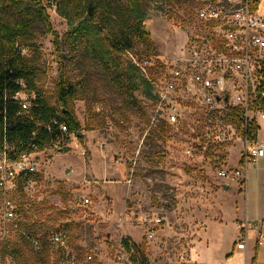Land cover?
Returning <instances> with one entry per match:
<instances>
[{
  "label": "rangeland",
  "instance_id": "1",
  "mask_svg": "<svg viewBox=\"0 0 264 264\" xmlns=\"http://www.w3.org/2000/svg\"><path fill=\"white\" fill-rule=\"evenodd\" d=\"M40 2L60 45L48 26L37 21L31 34L20 39L23 54L51 106L60 107V78L76 85L70 108L83 134L81 139L69 138L64 146L48 144L39 153L32 194L16 196L22 224L21 229L8 226L2 245L6 257L20 264H61L58 245L50 240L53 232H60L81 257L98 250L101 264L110 263L121 239L127 242L126 264H137L133 259L139 252L144 256L140 264H195L192 255L217 262L233 241L237 244V227L245 221V211L264 214V157L249 166L246 178L218 177L221 168L245 173L243 146L237 137L217 140L220 130L231 131L237 125L211 119L196 100L200 91L194 82L179 91L177 99L185 114L178 122L171 124L163 112H156L158 91L169 70L165 62L197 44L196 37L208 36V28L211 31L200 14L202 0L148 1L144 25L150 38L136 40L132 50L116 55L118 76L88 55L70 51L65 38L72 23L62 13L63 0ZM12 12L0 0V17L8 20ZM147 55L155 57V65L139 71L135 59ZM258 127V139L264 144V119ZM187 145L198 147L202 157L185 156ZM93 185L99 192L91 190ZM86 196L91 203L84 206ZM157 214L162 222L150 238L148 220ZM235 216L242 221L236 223ZM204 217L213 220L207 227ZM254 224L249 223L248 233ZM205 227L208 244L200 241ZM21 231L37 237L43 249L37 251L31 242L21 241ZM16 248L20 253L13 251Z\"/></svg>",
  "mask_w": 264,
  "mask_h": 264
},
{
  "label": "built area",
  "instance_id": "2",
  "mask_svg": "<svg viewBox=\"0 0 264 264\" xmlns=\"http://www.w3.org/2000/svg\"><path fill=\"white\" fill-rule=\"evenodd\" d=\"M202 2L204 6L200 14L211 25V31L208 28V36L196 37L197 40L194 41L197 44H191L192 46L183 49L178 56L165 62L169 70L162 88L158 91L156 112H163L171 124L178 122L185 113L177 98L180 96L179 91L184 90V85L189 82L198 85L200 92L196 93V100L202 103L207 112L238 111L241 122L237 124V128L231 131L220 130L216 135L220 142L237 137L243 146L245 173L241 169L229 171L221 168L217 171L218 177L232 181L241 176L246 178L249 166L256 165L264 157V144L258 139V129L256 132L251 129L254 123L258 127L259 120L264 119V16L259 12V0ZM155 62L153 55L135 59V64L141 71L154 66ZM14 98L20 100L23 107L28 109L35 94L21 91ZM47 127L48 130H58L54 144L64 146L69 138L75 136L58 119H54ZM42 150L34 145L32 150L17 151L6 141L0 145V264H20L6 257L2 245L9 232L8 226L16 228L20 221L17 194H32L36 183L34 176L39 172L38 155ZM184 154L188 158L202 157L200 149L194 145H187ZM89 203V197L82 199L84 206ZM148 222L151 224L148 236L152 238L153 230L162 222V218L157 214ZM249 223L246 218L239 224L237 246L241 249L247 243ZM254 223L255 228L260 229V224ZM27 237L37 251L43 249L38 238ZM50 240L58 245L61 264H101L102 258L98 250H91L81 257L60 232H53ZM129 260L127 248L121 239L116 243L109 264H126ZM133 261L140 263L141 254L137 253Z\"/></svg>",
  "mask_w": 264,
  "mask_h": 264
},
{
  "label": "trees",
  "instance_id": "3",
  "mask_svg": "<svg viewBox=\"0 0 264 264\" xmlns=\"http://www.w3.org/2000/svg\"><path fill=\"white\" fill-rule=\"evenodd\" d=\"M2 1L4 5H10L13 12L8 20L0 17V145L6 141L17 151L32 150L34 145L42 150L57 140V128L48 130L47 127L54 119L60 120L67 126L69 133H74L81 139L82 136L78 134L82 131L81 123L70 108L77 93L76 85L66 78H60L57 83L60 107L57 109L51 106L38 89L36 70L23 54L24 46L20 44V39L28 37L34 23L40 21L54 33L57 37L56 44L60 45L58 33L51 28L45 7L40 0ZM63 1L62 13L67 18L71 17L72 23L65 38L70 51L88 55L111 74L120 75L117 54L132 50L136 40L147 41L150 38L144 22L147 18V2L151 0ZM25 3L29 5L26 6ZM61 66L64 68L63 60ZM146 83L153 89L149 80ZM21 91L35 94L28 109L23 107L20 100L14 98ZM238 115L236 110L208 112L211 119L226 120L236 125L241 122ZM251 129L256 132L259 127L254 123ZM21 224L19 221V229ZM19 236L21 241L24 238L29 242L27 236L34 237L23 231ZM13 251L20 253L17 248ZM143 259L141 254V262ZM255 261L256 256L252 264Z\"/></svg>",
  "mask_w": 264,
  "mask_h": 264
},
{
  "label": "crops",
  "instance_id": "4",
  "mask_svg": "<svg viewBox=\"0 0 264 264\" xmlns=\"http://www.w3.org/2000/svg\"><path fill=\"white\" fill-rule=\"evenodd\" d=\"M259 12L261 15L264 16V0H259ZM92 187H94L93 191H97L96 189L97 187L93 185L91 186V190ZM244 218H247L250 222H258L260 224V230L256 229L255 231V228L253 226H250L252 232L250 231L248 233L247 230V243L245 248L243 249L239 248L235 240L232 242L233 243L232 246L228 248V251L217 262L213 264H252L253 258L255 256H256V261L254 264H264V236L263 238L260 239L261 235H264V214L253 213L250 210H246ZM233 220L237 223L236 220L242 221V217L240 218L235 216ZM203 221L205 222V225L207 227L208 221H213V220H209V219L206 220V218L204 217ZM222 222L218 221L219 225ZM206 227L201 233L200 241L205 239L208 244L209 240L208 238H206V233H207ZM237 228L239 231V225ZM192 261L195 264H211L208 260L205 259L199 260L198 258L195 257V255H192Z\"/></svg>",
  "mask_w": 264,
  "mask_h": 264
},
{
  "label": "water",
  "instance_id": "5",
  "mask_svg": "<svg viewBox=\"0 0 264 264\" xmlns=\"http://www.w3.org/2000/svg\"><path fill=\"white\" fill-rule=\"evenodd\" d=\"M78 134H79L80 136H82L83 132L80 131ZM223 187L225 188V190H227V189H228V184H227V183H224V184H223Z\"/></svg>",
  "mask_w": 264,
  "mask_h": 264
}]
</instances>
